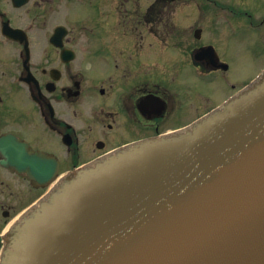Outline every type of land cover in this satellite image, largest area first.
<instances>
[{
  "label": "flooded vegetation",
  "instance_id": "flooded-vegetation-1",
  "mask_svg": "<svg viewBox=\"0 0 264 264\" xmlns=\"http://www.w3.org/2000/svg\"><path fill=\"white\" fill-rule=\"evenodd\" d=\"M250 10L218 0H0V251L50 187L3 163L39 152L61 176L189 127L239 90L226 88L243 53L264 55V14Z\"/></svg>",
  "mask_w": 264,
  "mask_h": 264
},
{
  "label": "water",
  "instance_id": "water-1",
  "mask_svg": "<svg viewBox=\"0 0 264 264\" xmlns=\"http://www.w3.org/2000/svg\"><path fill=\"white\" fill-rule=\"evenodd\" d=\"M34 158L16 166L53 178ZM0 264H264V73L190 128L64 176Z\"/></svg>",
  "mask_w": 264,
  "mask_h": 264
},
{
  "label": "rangeland",
  "instance_id": "rangeland-1",
  "mask_svg": "<svg viewBox=\"0 0 264 264\" xmlns=\"http://www.w3.org/2000/svg\"><path fill=\"white\" fill-rule=\"evenodd\" d=\"M219 2H227V4L243 5L244 7H249L255 13L256 18L261 19L264 14V0H218ZM216 10V9H215ZM61 18V17H60ZM59 17L53 18L54 22L61 21ZM40 20L37 21V27H40ZM44 43V34H36V44L39 47ZM264 67V55L259 56H249L248 52L243 53V60L239 64L235 65L234 68L228 73V83H227V94L232 92L236 87L248 82L253 77L260 73V70ZM253 78V79H254ZM233 85H236L233 87ZM219 87L218 90L212 92L209 97L213 100L216 96L222 93ZM224 96V95H223ZM222 96V97H223ZM221 97V98H222ZM220 99V98H219ZM218 99V100H219ZM209 101V99H208Z\"/></svg>",
  "mask_w": 264,
  "mask_h": 264
}]
</instances>
